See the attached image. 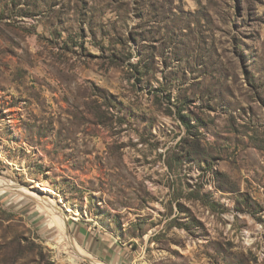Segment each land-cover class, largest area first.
I'll return each instance as SVG.
<instances>
[{"label": "rangeland", "instance_id": "374dc122", "mask_svg": "<svg viewBox=\"0 0 264 264\" xmlns=\"http://www.w3.org/2000/svg\"><path fill=\"white\" fill-rule=\"evenodd\" d=\"M0 180V264H264V0H0Z\"/></svg>", "mask_w": 264, "mask_h": 264}, {"label": "bare ground", "instance_id": "6f19581e", "mask_svg": "<svg viewBox=\"0 0 264 264\" xmlns=\"http://www.w3.org/2000/svg\"><path fill=\"white\" fill-rule=\"evenodd\" d=\"M5 188L14 189L15 191L19 192L18 190L26 192L25 189L18 186H13L11 184H6L3 181L0 180V190H4ZM23 193V194H24ZM34 200L38 203V205L41 207L42 210H44L45 213H47L49 216H51L52 220L59 222L56 223L58 228H64L65 227V214L64 210L61 206V201H55L54 199L50 198L49 196L45 195H39L37 193L34 194ZM33 196V194H32ZM66 228V227H65ZM69 242V241H68ZM72 243V242H70ZM65 244V243H64ZM101 264V263H98Z\"/></svg>", "mask_w": 264, "mask_h": 264}, {"label": "crops", "instance_id": "0c3cea01", "mask_svg": "<svg viewBox=\"0 0 264 264\" xmlns=\"http://www.w3.org/2000/svg\"><path fill=\"white\" fill-rule=\"evenodd\" d=\"M86 236V235H85ZM84 236V240L87 242L86 245L90 246L91 248H94V250L97 252L99 251L100 254L104 255V256H107L108 258H110L113 254L112 252H114V254L116 253L115 252V248H111L113 247L111 244H102L101 246L98 244V242H96V239H92V236L91 235H87L86 238ZM107 253H110L107 254ZM110 256V257H109ZM115 256L113 255V258H112V261L114 260Z\"/></svg>", "mask_w": 264, "mask_h": 264}]
</instances>
